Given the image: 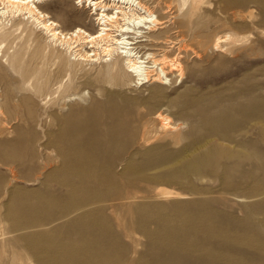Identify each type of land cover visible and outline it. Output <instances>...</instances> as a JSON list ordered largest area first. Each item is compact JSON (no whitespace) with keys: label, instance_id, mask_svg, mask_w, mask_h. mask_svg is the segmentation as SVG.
I'll return each instance as SVG.
<instances>
[{"label":"rangeland","instance_id":"374dc122","mask_svg":"<svg viewBox=\"0 0 264 264\" xmlns=\"http://www.w3.org/2000/svg\"><path fill=\"white\" fill-rule=\"evenodd\" d=\"M141 1L172 42L142 51L182 63L166 85L134 86L48 41L22 85L5 60L27 32L0 40V264H264V0ZM43 9L97 31L78 0ZM35 31L27 57L47 37ZM158 111L178 130L155 135Z\"/></svg>","mask_w":264,"mask_h":264},{"label":"bare ground","instance_id":"6f19581e","mask_svg":"<svg viewBox=\"0 0 264 264\" xmlns=\"http://www.w3.org/2000/svg\"><path fill=\"white\" fill-rule=\"evenodd\" d=\"M47 1L0 0V40L2 43L15 31L27 32L25 42L20 46V49L5 60L19 75L22 85L28 82L26 77L29 74V67L37 64L38 56L42 50L52 46V43L48 44V42H53L54 46L57 42L66 46L67 50L75 55L77 64L99 63L104 64L108 72L123 73V76L129 78L134 86H143L150 82L166 85L171 81L170 75L180 76L182 74V63L178 61L177 56L170 57L165 51L159 55L154 52L142 51L140 45L142 42L172 43L168 41L169 39H164V41L154 36L158 29L164 28L165 21L159 18L145 2L143 3L141 0H78L81 5L90 10L84 23L92 25V22L95 21L97 24V31L90 32L82 26H77L69 31L64 30L53 15L43 9ZM181 2L183 6H186L189 5V2L190 5L197 4L198 0H181ZM35 28L47 37L44 41L41 40L37 49L30 57H27V43L33 36L40 35L35 31ZM231 39L234 40L231 34L217 36L213 45L219 50L225 46L223 43ZM53 53H55V49ZM56 58H59L61 64L71 60H65L60 56ZM37 72L40 71L34 70L35 75L38 74ZM176 72L178 73L176 74ZM43 80L44 77L38 76L36 91L39 92L43 88ZM84 95L85 92L75 94L70 97V100L82 99ZM29 99L23 98L22 100L28 101ZM80 107L81 109L86 108L84 105H80ZM7 110H9L7 105L0 106V114ZM152 121L156 125L155 135L173 133L178 130V126L172 122V118L162 111L153 113ZM73 130H75L74 123L69 121L65 134L68 136L74 132ZM8 167L11 171L14 170L9 164ZM157 192L166 199L182 197L180 192L167 187H158Z\"/></svg>","mask_w":264,"mask_h":264}]
</instances>
